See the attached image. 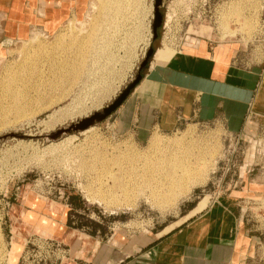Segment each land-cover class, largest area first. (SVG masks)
Here are the masks:
<instances>
[{
	"label": "rangeland",
	"instance_id": "374dc122",
	"mask_svg": "<svg viewBox=\"0 0 264 264\" xmlns=\"http://www.w3.org/2000/svg\"><path fill=\"white\" fill-rule=\"evenodd\" d=\"M99 2L88 0L83 14L56 33L37 32L8 45L0 65V264H11L14 243L22 248L18 264L67 261L69 247L62 243L65 254L46 248L47 260H39L40 236L27 228L22 216L36 200L46 204L77 195L84 206L72 215L73 222L82 217L89 235L94 227L87 221L101 223L106 238L121 228L136 232L172 224L169 231L177 226L176 220L192 219L215 196L224 198L233 191L240 197L237 211L246 237L241 264H264L263 95L255 105L260 113L253 110L238 133L221 124L190 123L174 133L153 135L164 142H181L172 149H153V137L138 144L120 135L108 118L110 125L106 119L90 131L49 139L112 104L136 78L151 48L161 63L192 42L206 41L212 47L236 43L245 50L242 57L264 69V0H162L157 38H153L156 0H114L109 6L104 0L106 9ZM92 24L100 29L98 40L79 50L69 47L80 28L86 33ZM250 116L259 120L251 130ZM255 145L249 164L247 157ZM208 151H213L214 161L205 183L193 188L175 210L156 207L152 189L165 174L180 170L179 159L206 162ZM134 152L139 157L131 161ZM100 193L108 202H133V207L106 206L88 198L101 197Z\"/></svg>",
	"mask_w": 264,
	"mask_h": 264
},
{
	"label": "crops",
	"instance_id": "0c3cea01",
	"mask_svg": "<svg viewBox=\"0 0 264 264\" xmlns=\"http://www.w3.org/2000/svg\"><path fill=\"white\" fill-rule=\"evenodd\" d=\"M87 1L0 0V65L8 45L37 32L56 33L83 14ZM241 51L245 50L236 43L212 47L197 41L179 47L165 62L153 57L141 70L140 82L108 119L120 135L138 144L190 123L221 124L238 133L253 110L260 113L255 105L261 95L264 101V69L251 65ZM240 61L247 63L238 66ZM238 198L233 191L214 199L192 219L176 220L177 226L169 231L172 224L136 232L121 228L106 238L69 227L64 200H36L22 216L40 238L69 247L67 261L59 264H241L246 237ZM21 250L13 244L11 264L20 262Z\"/></svg>",
	"mask_w": 264,
	"mask_h": 264
},
{
	"label": "bare ground",
	"instance_id": "6f19581e",
	"mask_svg": "<svg viewBox=\"0 0 264 264\" xmlns=\"http://www.w3.org/2000/svg\"><path fill=\"white\" fill-rule=\"evenodd\" d=\"M113 1L114 0H105V2L107 3V6H109L111 3H113ZM117 1H118V3H120V0H117ZM98 2L100 4V5L98 4L100 6V8L101 7L103 8V6H104V9L107 8V6L104 5V0H98ZM120 6H122V3L119 5V8H120ZM170 17H171V15H170ZM109 20L111 22L113 21L112 18H109ZM81 28H80V31L74 35L73 42H71L69 44V47H72L73 50H79V49H81L82 46L87 45V44H88V46H90V45H92V43L95 40L96 41L98 40V35H99L100 29L97 28L96 25L92 24V26H89V29H87L88 31L86 33H85V31L81 32V31H83V28L82 29ZM113 29H114V27H113ZM148 44L149 43H147V46H148ZM69 47H68V49H69ZM257 118L258 117H256V116H250V118H249L250 122L247 125V129L251 130L252 128L253 129L256 128V126L258 125V121H259ZM91 129H92V127L90 129H88L87 131H90ZM150 145L152 146L153 149L157 150V149H161V148H171L172 149L174 146H177V145L179 146L182 144L179 141L164 142L161 140L160 137L154 136L151 139ZM253 148L254 149L250 150L248 157H247L248 158L247 163H249V164H251V162H253V156H254L255 152L257 151L256 145ZM210 152H211V154H210ZM172 154H174V153H172ZM206 154L207 155L210 154L209 155L210 158H208L207 161L205 160L206 162H201L200 158H196L193 161L187 160L185 158H184V160L179 159L178 162L181 164L179 167L180 170L176 173L165 174L163 180L159 184L154 186V188L152 189L153 190L152 194L154 195L155 198L153 196L152 197L155 199V206L156 207H158L162 211H164V210H166V211L175 210L179 206L180 202L188 196V194L192 191L193 188L200 186V185H203L205 183V181L207 180V176L210 172L211 163H213V161H214L213 160V151H208V152H206ZM138 157H139V153L134 152V153H132V155H131L132 159H130V160L134 161ZM214 163H216V162H214ZM242 169L244 171L242 173L243 174L242 178H245L244 176L246 173L245 172L246 168L243 167ZM119 174H120V172H119ZM124 188L125 187H123V189H122L123 192L128 193L129 190H127V187L125 190H124ZM100 190H101V188H100ZM100 196L101 197L88 196V198H90L92 201H96V202H100L102 204H105L106 206L109 204L110 205L116 204V206H119V207H130V206H132V203H133V202H131V203H128V202H117V203H115L116 201L113 202L111 200H109L110 202H108L106 197L101 195V193H100ZM114 199H115V197H114ZM151 203H152V201H151Z\"/></svg>",
	"mask_w": 264,
	"mask_h": 264
},
{
	"label": "water",
	"instance_id": "95a60500",
	"mask_svg": "<svg viewBox=\"0 0 264 264\" xmlns=\"http://www.w3.org/2000/svg\"><path fill=\"white\" fill-rule=\"evenodd\" d=\"M162 5V0H156L155 4V15H154V23H153V38H157L158 36V28L162 24V15L159 11V7ZM154 55V49L151 48L144 59V61L141 63L139 67V72L136 76V78L129 83V85L122 91V93L118 96V98L109 106H107L105 109H103L100 112H95L91 117H86L80 121H78L76 124H73L69 128L60 129L53 134L49 135V139L57 140L60 137H62L65 134L71 133V132H79V131H86L89 128L93 127L96 123H101L105 121L107 118H109L125 101V99L129 96L131 91L135 88V86L140 82L142 76H141V70L146 67L151 57Z\"/></svg>",
	"mask_w": 264,
	"mask_h": 264
},
{
	"label": "trees",
	"instance_id": "16d2710c",
	"mask_svg": "<svg viewBox=\"0 0 264 264\" xmlns=\"http://www.w3.org/2000/svg\"><path fill=\"white\" fill-rule=\"evenodd\" d=\"M80 199L77 197V195H68L67 196V205L69 207V211H68V217H69V220H68V226L69 227H73L74 228H81V229H84L83 225L84 224V219L80 216H78L79 220L75 222H73V217L75 216H72V215H78V209L80 208H83L84 206V202L83 201H79ZM77 202H80L79 204H77ZM83 205V206H82ZM88 223H90L91 225H93L94 227V231L92 232L91 235L95 236V235H104L105 233V229L103 226H101V223L100 224H97L95 222H90V221H87Z\"/></svg>",
	"mask_w": 264,
	"mask_h": 264
},
{
	"label": "built area",
	"instance_id": "2783aa9c",
	"mask_svg": "<svg viewBox=\"0 0 264 264\" xmlns=\"http://www.w3.org/2000/svg\"><path fill=\"white\" fill-rule=\"evenodd\" d=\"M217 198L215 196V199H217ZM36 242H37V244H39V247L42 248V251L40 252V258H39L40 261H44L45 262L47 260V258H48V257H45L43 255V253H44L46 248L47 249L55 248L54 251H53V254H60V255L61 254H65V253H63L64 250L62 251V249H60L61 244L60 243H56V241H54V240H51V239L50 240H46V239L39 238V239H37ZM62 257H64V255Z\"/></svg>",
	"mask_w": 264,
	"mask_h": 264
}]
</instances>
